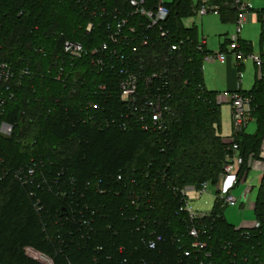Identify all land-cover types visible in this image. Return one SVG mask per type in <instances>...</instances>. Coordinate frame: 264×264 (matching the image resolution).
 I'll return each mask as SVG.
<instances>
[{"label":"trees","instance_id":"16d2710c","mask_svg":"<svg viewBox=\"0 0 264 264\" xmlns=\"http://www.w3.org/2000/svg\"><path fill=\"white\" fill-rule=\"evenodd\" d=\"M207 2L218 7L222 22L237 21L235 0ZM166 4L169 41L160 39L158 27L147 30L141 16L142 26L124 48L127 62L142 57L149 71L168 69L161 85L171 110L160 130L144 128L120 99V76L112 67L96 66L92 54L76 58L64 50L67 41L91 48L108 39L116 11H129L127 0H0V76L3 64L10 70L0 88L9 85L14 93L0 117L13 127L11 136L0 134V264H42L28 257L27 247L54 264H264V175L254 196L258 226L229 222L221 199L193 216L183 193L187 185L219 183L233 141L246 160L259 153L264 67L251 90H238L251 96L258 130L226 140L220 94L204 81L198 29L182 22L193 14L192 2ZM257 17L263 43L264 8ZM144 34L151 39L146 47L139 42ZM179 39L186 44L169 54V44ZM238 47L252 53L250 42L238 38ZM30 123L45 137L67 140L54 150L58 160L42 162L43 145L27 150ZM194 227L208 258L193 247Z\"/></svg>","mask_w":264,"mask_h":264},{"label":"built area","instance_id":"2783aa9c","mask_svg":"<svg viewBox=\"0 0 264 264\" xmlns=\"http://www.w3.org/2000/svg\"><path fill=\"white\" fill-rule=\"evenodd\" d=\"M166 0H158L157 3L151 7L148 5V0H127L129 11L121 12L119 9L114 15V23H110L108 28L112 30L109 38L99 43L97 46L87 48L81 42L67 41L64 50L76 58H80L87 54H92L96 66L103 68L107 63L114 71L120 76L119 90L120 99L126 106L133 109L134 114L139 115L141 121H143V127L149 126L155 129L162 130L164 126V118L166 112L171 110V104L169 102L170 94L162 91V81L166 79L168 69L160 70H148V64L144 58L140 57L135 60H128V56L124 52V48L131 45L130 35L137 32V29L142 26L143 22H140L139 18L142 16L148 20L147 30H153L158 27L160 39L169 41V35L171 34L166 27V21L170 15V9L166 4ZM235 5L238 7L240 13L236 21L238 24V32L241 29L243 23L251 21L255 16H258V12L261 8L255 9L252 0H235ZM258 10V12H257ZM197 12L201 16H205L209 13H217L218 7L211 6L207 0H202V4L198 8ZM134 19L133 23L131 21ZM93 23L88 25V31H91ZM205 37L197 44V49L204 54V62H215L216 60L225 61L233 53L238 59L243 60L250 55V58L254 61L259 68V74L261 75V69L264 67V54H248L245 55L242 51L238 50V37L233 38L230 47L226 51L212 52L206 50ZM186 39H179L176 42L169 44L168 52L173 54L181 49L186 44ZM140 45L146 47L151 42L148 34H144L140 37ZM133 51H138V47L132 46ZM1 76H5L8 80L10 77V70L6 69L5 64L2 65ZM136 68V69H133ZM0 76V78H1ZM10 86L7 85L2 91L0 88V117L5 113L6 104L10 99L14 98V93L10 90ZM229 94H220L219 99H228ZM232 104L233 110V134L232 136H240L244 134H254L258 130L257 123L254 125V116L252 114L251 102L252 98L249 95H244L239 91L232 92L229 98ZM247 162L244 155L241 152V146L238 141H233L229 152L226 156L224 163L223 173L220 181L217 184L218 192L216 199H221L223 204L236 205L240 200L241 203L249 201L250 189L247 188L242 196H237L234 193V189L241 183L244 177L243 166ZM250 166L263 165L264 159L257 158L255 155L249 156ZM222 183V184H221ZM210 182H204L200 187L195 185H187L183 189V193L189 200L199 199L205 194L210 186ZM223 186V187H221ZM250 202V201H249ZM254 204V203H253ZM188 209L193 216L200 214L193 211L192 208ZM259 223L254 221L253 226H258ZM247 228V227H245ZM200 230L192 228L190 235L195 238L193 247L199 252H205V257L211 256V252L207 251L206 243L197 240L199 238ZM44 263L54 264L52 259L44 253H36ZM201 264H212L211 262L202 261Z\"/></svg>","mask_w":264,"mask_h":264},{"label":"rangeland","instance_id":"374dc122","mask_svg":"<svg viewBox=\"0 0 264 264\" xmlns=\"http://www.w3.org/2000/svg\"><path fill=\"white\" fill-rule=\"evenodd\" d=\"M171 1V0H167ZM200 0H192L196 5ZM254 8H264L263 0H252ZM182 22L186 27L198 26L200 36L199 39L202 40L204 36L207 39V48L212 52L221 51L222 44L227 41V39H233L238 37L241 40L248 41L252 44V54H260L264 51V42H261L260 33L262 29V24L257 22L256 19L252 21H247L242 24L240 31L238 32V24L236 22H222L221 17L218 13H209L205 16L198 14L185 15L182 18ZM203 35V36H202ZM230 47V43L227 45V48ZM233 57L236 58V55L233 53ZM234 62V60H233ZM241 82L243 90L251 89L255 84V79L258 74L259 68L256 66L250 55L245 57L243 60ZM203 66L205 72V83L206 79L210 82H218L220 84V91H226L224 88L225 81H227V69L228 64H217L209 63L205 61ZM233 68V67H232ZM234 72V71H233ZM230 75V74H229ZM233 75V74H232ZM222 89V90H221ZM222 112V129L224 135H231L233 133V110L232 104L222 103L221 105ZM33 122V120L31 121ZM253 124H256V121L253 120ZM30 125H32L30 123ZM33 126V129H32ZM28 126L27 129V140L25 144H28L27 150L31 153H34L43 145L44 151H42L41 160H58L59 156L54 153L59 150L61 151L62 146H67V140L56 139L51 136L45 137L42 132V129L38 125ZM37 128V130H36ZM31 131V132H30ZM13 132V127L6 120L2 119L0 121V134L4 136H11ZM30 132V133H29ZM47 140V141H46ZM44 141V142H43ZM47 144V145H46ZM46 145V146H45ZM61 147V148H60ZM61 157V156H60ZM262 170L252 169L248 175V183L259 188L262 184L263 178ZM223 187V186H221ZM209 190L201 196L199 199L189 200V208H192L193 211L203 213L209 212L212 210L215 204V197L217 196L216 185L210 184L208 187ZM239 196V195H238ZM241 200L236 205H226L224 210L225 217L229 222L241 227L243 222H251L255 220V214L253 207H247L241 205ZM25 251L28 257L41 262L44 261L36 255V253H42L32 247L25 248Z\"/></svg>","mask_w":264,"mask_h":264},{"label":"crops","instance_id":"0c3cea01","mask_svg":"<svg viewBox=\"0 0 264 264\" xmlns=\"http://www.w3.org/2000/svg\"><path fill=\"white\" fill-rule=\"evenodd\" d=\"M201 1V0H200ZM199 1V2H200ZM254 1V0H253ZM264 1V0H263ZM166 2L167 3H172L173 2V0H171V1H167L166 0ZM191 2H192V0H191ZM253 3V2H252ZM192 5H193V7H194V11H193V14H198V12L196 11V9L195 8H197L198 7V4H194L193 2H192ZM197 6V7H196ZM253 6H254V4H253ZM188 15H190V14H188ZM183 16H185V15H183ZM183 16H182V18H183ZM253 19H256V21L258 22V17L257 16H255ZM252 19V20H253ZM251 20V21H252ZM196 27H197V29H198V37L200 36V32H199V28H198V26L197 25H195ZM186 28H190V27H186ZM203 36V35H202ZM204 37V36H203ZM206 39V38H205ZM206 41V44H205V47H206V50H208V51H210L208 48H207V39L205 40ZM223 44H226V48H225V50L224 51H226L228 48H227V45L229 44V43H227V41L226 42H224ZM222 44V45H223ZM247 44H248V41H247ZM221 49H222V47H221ZM233 60H234V62H233ZM220 63V64H228V69H227V81H225V89H226V91L224 92V91H220V84L218 83V82H215V81H213V82H210L208 79H206V87L208 88V89H210V90H214V91H216L217 93H218V95L219 94H229V95H227L228 96V99H223V101H222V103H228V102H230L229 101V98H230V95H231V93L232 92H235V91H238V90H240V89H242L243 90V87H242V83H240L241 82V74H242V66H243V62H242V60H239L237 57L236 58H234L233 57V55H230L229 56V58L227 59V60H225V61H220V60H216L215 62H209V63H212V64H217V63ZM203 66H205L204 64H203ZM233 67V68H232ZM204 68V67H203ZM204 70V69H203ZM234 71V72H233ZM204 72H205V70H204ZM230 74V75H229ZM233 74V75H232ZM204 81H205V76H204ZM255 82H256V79H255ZM253 88V87H252ZM251 88V89H252ZM251 89H249V90H251ZM222 90V89H221ZM221 114H222V112H221ZM222 121V120H221ZM222 125V124H221ZM221 134H222V136H224V138L226 139V140H230L231 138H232V134L231 135H224L223 134V129H222V127H221ZM251 155H253V153H251L249 156H251ZM257 158H262V159H264V128H263V141H262V144H261V147H260V151H259V153L257 154V155H255ZM248 162H249V157H248V159H247V162H246V167L244 168L243 167V170H244V177H243V179H242V181H241V183L240 184H238L237 186H236V188L234 189V193L238 196H242V194H243V192L247 189V188H249L251 191H250V197H249V201L248 202H243L241 205H245V206H249V207H253L254 206V196L257 194V191H258V189L259 188H257V187H255V186H253V185H251L250 183H248V175H249V172L252 170V169H256V170H262V172H263V175H264V166L263 165H256V166H250L249 164H248ZM262 175V176H263ZM222 184V183H221ZM216 191L218 192V186L216 185ZM208 190H209V188H208ZM217 194V193H216ZM216 199V198H215ZM228 220V219H227ZM255 221V220H254ZM254 221H251V222H243L242 223V226L243 227H252L253 226V224H254ZM235 225V224H234ZM237 226V225H236ZM237 227H239V226H237Z\"/></svg>","mask_w":264,"mask_h":264},{"label":"water","instance_id":"95a60500","mask_svg":"<svg viewBox=\"0 0 264 264\" xmlns=\"http://www.w3.org/2000/svg\"><path fill=\"white\" fill-rule=\"evenodd\" d=\"M242 227V226H241Z\"/></svg>","mask_w":264,"mask_h":264}]
</instances>
